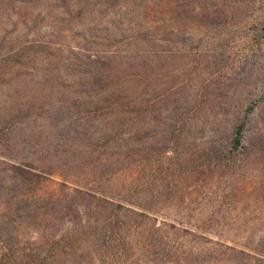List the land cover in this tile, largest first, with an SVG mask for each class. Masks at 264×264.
Returning a JSON list of instances; mask_svg holds the SVG:
<instances>
[{
    "label": "rangeland",
    "instance_id": "374dc122",
    "mask_svg": "<svg viewBox=\"0 0 264 264\" xmlns=\"http://www.w3.org/2000/svg\"><path fill=\"white\" fill-rule=\"evenodd\" d=\"M106 1L110 0H0V135L13 128L12 141L18 142L20 130H25L29 143L53 147L51 158L64 163L49 175L51 181H20L9 170L16 162L9 144L0 141V246L6 240L29 253L38 241L35 218L46 210L52 214L64 193L71 191L62 184L74 187L87 180L86 167L69 162L78 153L74 141L78 130L92 132L97 123L88 115L90 110L46 108L53 87L47 74L50 60L64 48H101L106 43L93 36L105 28L112 30V25L129 39L132 28L157 26L159 21L168 23L173 33L151 29L160 43L170 41V56L160 55L157 61H167L174 76L158 77L154 96L141 108L156 110L160 122L151 131L144 130V149L150 142L153 149L162 148L158 144L168 134L163 125L168 116L187 121L184 144L177 146L179 156L172 158L178 163L168 181L174 203L192 210L191 218L217 212L215 221L229 228L217 233L222 238L244 242L262 236L257 229L264 227V0H119L111 8ZM163 3L174 7L170 17L155 14L156 4ZM136 48L142 57L150 52L144 43ZM53 94L55 98L57 93ZM245 114L242 143L247 159L227 151L231 131ZM214 151L233 159L234 169L208 180L205 161L193 162L189 153L205 158ZM171 156L168 152L157 157L160 170ZM162 177H157L158 186L165 182ZM96 179L99 176L90 180ZM148 180L145 169L142 183ZM191 192L196 199L188 197ZM234 225L256 229L232 235ZM57 228L54 224L51 229ZM44 246L49 255L48 244Z\"/></svg>",
    "mask_w": 264,
    "mask_h": 264
},
{
    "label": "trees",
    "instance_id": "16d2710c",
    "mask_svg": "<svg viewBox=\"0 0 264 264\" xmlns=\"http://www.w3.org/2000/svg\"><path fill=\"white\" fill-rule=\"evenodd\" d=\"M117 2L119 0L106 1V5L111 8ZM156 5L158 17H170L174 11L170 3ZM156 25L132 28L129 39L118 26L112 25V30L105 28L93 36L107 45L94 49L64 48L57 58L50 60L47 74L53 87L46 108L90 110L88 115L97 123L92 132L78 130L74 139L78 153L71 156L69 162L84 165L87 180L74 187L62 184L71 191L64 193L56 211L49 214L46 210L35 218L38 241L29 253L2 240L6 244L0 246V264H89L93 261L103 264H264V227L257 229L262 236L237 242L233 238H222L220 234L229 228L215 221L217 212L191 218L192 210L174 203L176 198L168 181L178 163H173L172 158L179 156L177 146L184 144L187 121L168 116L163 123L164 132L168 134L158 144L162 148L153 149L154 142H150L149 149H144V130L151 131L160 122L156 110L141 108L148 106L154 96L153 84L158 77L170 80L174 76L167 61H157L160 55L170 56V41L160 43L152 36V31L158 27L168 34L173 33V28L161 21ZM140 43L150 48L144 57L136 48ZM126 46L132 48L129 50ZM125 49L129 53H125ZM53 93H57L55 98ZM246 119L245 114L233 127L227 148L232 156L244 159L248 156L242 143ZM20 131L18 142L12 141L13 128L8 127L0 135V141L9 144L16 161L9 164L10 172L20 181H51L49 175L57 173L64 163L51 158L53 147L29 143L30 135L25 130ZM95 151H98L96 157L93 156ZM168 152L173 157H169L167 166L160 170L161 161L157 157ZM189 156L193 162L205 161L208 180H216L234 169L233 159L223 158L221 152H207L205 158L203 154L189 153ZM91 158L95 160L90 161ZM52 159L56 161L53 164ZM145 169L149 180L144 185ZM96 176L99 179L90 180ZM157 177H162L163 185L158 186ZM188 197L196 199L197 196L191 192ZM54 224L58 225V230L51 229ZM255 229L240 225L230 228L232 235L251 233ZM45 244H48L49 255L44 253Z\"/></svg>",
    "mask_w": 264,
    "mask_h": 264
}]
</instances>
